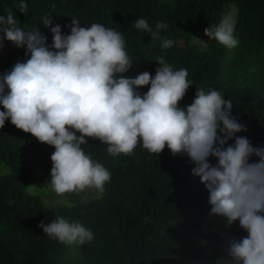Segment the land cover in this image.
I'll return each instance as SVG.
<instances>
[{
	"label": "trees",
	"instance_id": "trees-1",
	"mask_svg": "<svg viewBox=\"0 0 264 264\" xmlns=\"http://www.w3.org/2000/svg\"><path fill=\"white\" fill-rule=\"evenodd\" d=\"M19 2L0 0V16L13 12L21 27L36 26L49 45L50 27L59 25L63 34H69L72 18L82 27L100 23L122 32L130 58L139 59L123 74L126 77L145 71L154 76L160 56L174 70L187 69L192 86L179 106L192 102L196 88L216 89L232 101L231 115L247 128L236 135L264 147V0H25V13L19 11ZM229 5L237 9L234 35L239 44L231 71L226 72L227 49L208 42L204 29L217 24ZM46 14L51 16L49 28L40 24ZM138 18L146 19L153 30L157 22L167 24L160 37L174 41L168 57L161 40L133 28ZM194 29L208 42L203 51L191 44ZM3 46L26 59L25 49L8 41ZM147 90L144 86L138 91ZM82 147L111 173L104 195L97 199L94 190L66 194L73 207L49 208L25 190L34 170L50 177L54 148L10 121L0 128V264H142L155 259L160 264H227V240L247 235L238 221L226 226L222 218L209 215L208 192L190 174L194 165L186 156H173L165 147L157 157L138 145L132 155L112 157L106 145L91 138ZM209 160L216 163L215 158ZM56 216L79 220L93 232L94 240L70 256L64 245L38 227Z\"/></svg>",
	"mask_w": 264,
	"mask_h": 264
},
{
	"label": "clouds",
	"instance_id": "clouds-1",
	"mask_svg": "<svg viewBox=\"0 0 264 264\" xmlns=\"http://www.w3.org/2000/svg\"><path fill=\"white\" fill-rule=\"evenodd\" d=\"M18 8L27 11L25 0ZM40 24L49 28L51 16L46 14ZM132 26L151 40H161L162 49L174 44L160 37L167 28L162 21L155 30L144 18ZM69 27V34L59 25L50 27L49 45L36 26L21 27L13 12L0 16V48L8 41L25 49L26 57L0 74V128L10 121L54 148L50 179L43 187L57 197L86 190H94L97 199L104 195L111 173L84 151L89 138L106 145L112 157L132 155L138 145L158 157L167 147L194 165L190 174L208 192L209 215L222 218L226 226L238 221L247 233L227 240V264H264V147L236 135L247 128L231 115L232 101L216 89L196 88L192 102L180 107L192 86L187 69L174 70L160 56L154 76L145 71L126 77L139 59L130 58L122 32L100 23L82 27L74 18ZM234 30V17L225 15L205 28L204 35L231 51L239 44ZM195 39L207 47L208 42ZM144 86L148 90L141 94ZM38 227L72 255L95 238L79 220L63 216Z\"/></svg>",
	"mask_w": 264,
	"mask_h": 264
},
{
	"label": "rangeland",
	"instance_id": "rangeland-1",
	"mask_svg": "<svg viewBox=\"0 0 264 264\" xmlns=\"http://www.w3.org/2000/svg\"><path fill=\"white\" fill-rule=\"evenodd\" d=\"M236 12H237V9L234 6L232 5L226 6L224 8L222 17H224L225 15H232L235 19ZM192 24L194 26L196 25L195 23H192ZM184 35L185 33L182 32L180 34V37L183 38ZM195 38L206 42V38L204 37V35L201 32H199L197 29H194V33L191 39V44L196 50H199V51L205 50L204 45L200 41L196 40ZM162 50L164 51V56L168 57L170 53L173 52L174 48L172 46L171 48L162 49ZM234 50L235 49L231 51L227 50V52L224 55L223 67L226 72L231 71L232 61L234 57ZM17 61L23 62L24 60L13 55L12 52H10V50L7 47L3 46L2 48H0V64H1L0 74H3L4 72L10 70L11 66L14 65ZM49 179L50 177L42 174L41 172L37 170H34L31 174V178L25 190V193L28 194L29 196L37 197L40 200V202L46 207L54 208V209L66 207L67 204L64 201L66 200L69 203L66 195L65 197H57L55 196V194L50 193L43 187ZM93 195H94V192H93ZM75 255H72L70 253V256H75ZM160 263L161 261L159 259L150 260V261L147 260V261L142 262V264H160Z\"/></svg>",
	"mask_w": 264,
	"mask_h": 264
}]
</instances>
